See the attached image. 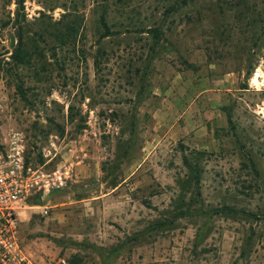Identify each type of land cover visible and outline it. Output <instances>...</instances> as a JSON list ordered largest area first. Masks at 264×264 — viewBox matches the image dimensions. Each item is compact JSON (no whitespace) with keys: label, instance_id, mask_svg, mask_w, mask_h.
I'll return each instance as SVG.
<instances>
[{"label":"rangeland","instance_id":"obj_1","mask_svg":"<svg viewBox=\"0 0 264 264\" xmlns=\"http://www.w3.org/2000/svg\"><path fill=\"white\" fill-rule=\"evenodd\" d=\"M14 9L0 0L6 61ZM24 13L32 55L2 63L0 135L22 131L33 168L74 165L47 214L21 213L24 251L40 264H264V216L203 213L264 214V0H25Z\"/></svg>","mask_w":264,"mask_h":264},{"label":"built area","instance_id":"obj_2","mask_svg":"<svg viewBox=\"0 0 264 264\" xmlns=\"http://www.w3.org/2000/svg\"><path fill=\"white\" fill-rule=\"evenodd\" d=\"M73 167V162L66 160L53 169L33 168L26 163L23 132L10 129L0 135V264H40L21 246V213L40 205L41 213L47 214L48 206L35 200L42 201L52 191L65 187L73 176ZM48 264L74 263L58 256Z\"/></svg>","mask_w":264,"mask_h":264},{"label":"trees","instance_id":"obj_3","mask_svg":"<svg viewBox=\"0 0 264 264\" xmlns=\"http://www.w3.org/2000/svg\"><path fill=\"white\" fill-rule=\"evenodd\" d=\"M24 1L25 0H14L15 9H14V18L12 19V23L15 27V34L17 37V43L14 44L13 49L10 51L11 52L9 54L10 61H6L4 58L0 57V71L2 69V63L3 62L4 63H10V64H12V66H14L16 68L19 67L20 65L30 63V59H31V55H32L31 51L30 50H24V51L21 50L22 43H23V41H22L23 40V29H22V26L20 25V17L23 18L25 16ZM101 24L104 28V36L111 34V30H110L109 26L107 25V22H106L104 16H102V18H101ZM73 32H75V27L71 23H65L61 29H57L55 34H53V33L52 34L55 35L60 40V42H66V41L68 42L70 40V36L72 35ZM150 32H152L154 42L155 43L159 42L161 37H162V33H163L161 28L155 27ZM38 39H40L42 42H46L45 38H43L42 34L38 35ZM53 52L55 55L54 50H53ZM17 80H20V78L18 76H17ZM21 87H22L21 84H17L18 90H20V92L22 93ZM71 110H72V107L69 106V111H70L69 114H71ZM227 121L229 124H232V119H231L230 114H227ZM83 126H84V124L80 125L79 127L82 128ZM59 133L60 134L63 133L62 128H60ZM247 157H248L247 158L248 161L253 166H255L253 159L249 155ZM184 160L187 161V158H185ZM39 161L40 162L43 161V158L41 156H40ZM26 163L29 164V159H28L27 155H26ZM193 178L195 179V181L197 183V180H199V174L195 170L193 171ZM35 203L41 204V200L39 198H37L35 200ZM203 213L206 215V218L208 221H209V219H211L215 215H231L233 217L244 216V217H251L252 219H257V220L262 219V216H264V214L258 215L259 213H254V212H249V211L237 209V208L230 206V205H221V206L213 207V208H210L208 210H205ZM250 239H251V237H250ZM71 262H73V261H71Z\"/></svg>","mask_w":264,"mask_h":264}]
</instances>
